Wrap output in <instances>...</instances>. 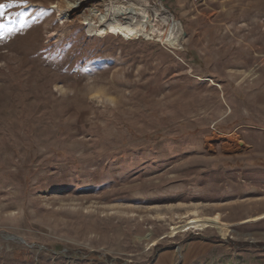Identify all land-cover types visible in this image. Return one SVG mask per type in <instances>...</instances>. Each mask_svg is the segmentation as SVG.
<instances>
[{
  "label": "rangeland",
  "instance_id": "1",
  "mask_svg": "<svg viewBox=\"0 0 264 264\" xmlns=\"http://www.w3.org/2000/svg\"><path fill=\"white\" fill-rule=\"evenodd\" d=\"M0 4V264H264V0Z\"/></svg>",
  "mask_w": 264,
  "mask_h": 264
},
{
  "label": "bare ground",
  "instance_id": "2",
  "mask_svg": "<svg viewBox=\"0 0 264 264\" xmlns=\"http://www.w3.org/2000/svg\"><path fill=\"white\" fill-rule=\"evenodd\" d=\"M126 1V4L122 5L116 0H61V5L62 10L80 18L86 25L121 26L134 31L138 28H149L146 20L151 19L157 25L165 27V31L158 34H164L172 29L173 24L165 14L153 8L149 9L147 0ZM97 2L103 3L102 9L97 7ZM232 140L236 144L235 136H232Z\"/></svg>",
  "mask_w": 264,
  "mask_h": 264
},
{
  "label": "snow or ice",
  "instance_id": "3",
  "mask_svg": "<svg viewBox=\"0 0 264 264\" xmlns=\"http://www.w3.org/2000/svg\"><path fill=\"white\" fill-rule=\"evenodd\" d=\"M24 0H21V3H23ZM6 7H12V4H0V16H3L4 13H3V9L6 8ZM23 16V13H18L17 14V17H18V20L17 22H19V18ZM13 21L11 19H6V22L5 23H0V37H2L4 34H5V30L8 29V25L9 24H12ZM8 34H12L11 31L8 32Z\"/></svg>",
  "mask_w": 264,
  "mask_h": 264
},
{
  "label": "trees",
  "instance_id": "4",
  "mask_svg": "<svg viewBox=\"0 0 264 264\" xmlns=\"http://www.w3.org/2000/svg\"><path fill=\"white\" fill-rule=\"evenodd\" d=\"M254 248H259V246L257 245L256 247H254Z\"/></svg>",
  "mask_w": 264,
  "mask_h": 264
}]
</instances>
